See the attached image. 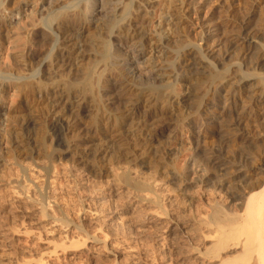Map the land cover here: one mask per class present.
<instances>
[{
    "label": "rangeland",
    "instance_id": "rangeland-1",
    "mask_svg": "<svg viewBox=\"0 0 264 264\" xmlns=\"http://www.w3.org/2000/svg\"><path fill=\"white\" fill-rule=\"evenodd\" d=\"M0 1L9 8V11L23 7L29 11L32 10L31 14L28 15V12L25 15L22 14L19 20L12 22L9 26L6 25L9 24V16L5 22L1 21L0 69L12 66L20 53L27 52L26 54L38 56L46 52L52 42L48 38L44 40L39 38L40 30L36 29L37 25L39 21L45 19L48 11L52 12L54 9L61 8L65 2L51 0L53 3L51 8L44 3L45 1L38 0ZM100 1H95L96 5L92 4L94 9L87 15L90 19V26L81 34L83 47L75 66L79 72L73 77L76 81H82L84 73L93 68L98 61V57L93 53L88 42L95 39L99 30H105L108 27L114 12L120 6V1L117 0ZM169 2L170 0H158L156 13L160 17L167 18L173 15V10L177 9L179 5L177 1H173L175 4H169ZM194 3H196L195 6L197 5L194 7L198 10L179 19L176 30L174 28L166 32L167 34L164 33L163 36L171 40L168 48L177 49L184 43L200 45L207 51L212 49L209 60L216 64L219 71L228 72L226 80L234 78L231 80L233 85L227 87V83L220 87L216 83L211 86V96L208 95L204 99L206 101L203 100L204 104L201 105L199 111L195 108L199 99H197L194 87L188 89L183 85H176L177 92L184 91L182 92L183 97L181 95L182 100H188L182 103V106L175 107L174 114L172 113L171 116L167 114V117H162L161 121L163 120L164 123L157 121L155 122L157 125L154 123L155 125L151 127L157 133L156 143L152 145L153 149L155 148L154 151H158L154 158L141 154L142 150L139 148L129 151V144L124 136L108 137L106 144L101 146L97 139L100 135L105 136L104 133L92 137L86 132L70 134L71 149L73 150L75 145L79 144L78 148H75L78 150L76 154L75 150L67 155H62L60 151L58 152L60 154L55 153L53 143L46 134L44 135L46 139L44 148L36 139L34 143H30V147L35 148L34 150L25 146L20 148L21 150H16L17 152L11 149L16 153L12 152L15 155L7 157L5 151L9 148L3 147L5 151L0 157V162L2 161L0 163V264H244L245 256L242 250L243 244L247 245V240L251 243L248 236L251 231L250 226L246 228L249 229L246 231L247 234L238 231L234 238L225 240L224 250L214 251L213 243L222 236V231H225L227 227L213 224L210 217L213 210L211 208L215 205L223 207L225 213L237 211L242 214L244 208H241L240 204H243L246 196L251 192L250 186L259 185L264 180V91H261L264 90V73L258 76H247L255 62L259 60L258 55L264 53V0H197ZM166 7H169L170 11ZM205 23L207 25L223 24V37L204 35L206 28L203 25ZM241 25L250 31L244 32L240 29ZM242 37H246V41ZM200 39H202L201 43ZM155 45L161 49L159 44ZM146 57L145 55L138 64H133V68L140 67L139 69L144 73L155 67L146 65ZM36 61L32 60L31 63L34 64ZM238 69L244 74L242 81L251 91L248 97L245 96V101L236 97L234 93L238 84L236 83L238 79H235L239 74ZM76 70L74 69V72ZM156 71L152 69L148 72V78L153 80L155 85H158L161 80L166 84V79L161 77V72ZM4 90L1 105L5 116L8 117L1 119L3 130L18 121L19 117L12 115V112L21 103L14 89L7 87ZM107 99H103L107 104L106 108H109L110 112H115L116 110L111 111V108L114 109L116 105L111 104L110 98ZM192 106H195L194 109ZM242 106H244L243 111ZM236 111L244 112L246 119L248 118L247 125L242 126V130H238L239 128L236 130L230 126L232 122H229V117L233 114L235 116ZM24 114L20 120H32L37 127L44 130L43 121L48 119L50 108L41 104L36 109L26 108ZM92 114L86 121L88 125L92 122L91 117L94 116L95 111ZM175 115L176 117H173ZM156 126L158 127L155 128ZM218 134L220 136L224 134V137ZM108 142H111L113 146H110L108 151L115 153L111 154L112 152L109 151L112 156L114 155V158L108 155L110 159L107 155L103 156L104 153H100L103 148L109 146ZM31 150L32 153H30ZM49 151L58 157L56 161H53L55 164L45 159L46 153L51 154ZM162 151L166 154L164 157ZM74 154L76 156H73ZM91 154H94L96 158L92 159ZM86 157L89 158L90 168L77 162L78 159ZM140 161L147 166L139 167ZM45 168H49L52 175L49 169ZM23 171L27 176L23 174ZM122 172L129 174L136 181H148L154 188L153 194L156 192L157 198H160L158 200L162 202L160 210L150 204L136 206L137 203L134 202L136 199L131 196L125 183L118 180ZM45 174L49 175L50 182ZM239 174H246L247 178L233 181L232 179ZM23 175L26 176V180H29L26 181L29 187L26 182L22 181ZM207 176L209 177L206 178ZM207 179L209 182L206 181ZM43 181L46 187L45 184L43 186ZM32 183H36L35 186ZM18 184L25 185L26 188H20V190ZM41 186L48 189H45L47 194L45 191L43 193L45 195L40 193L44 190ZM25 189L26 191H23ZM38 189H41L38 194L42 195V200H40L41 195L39 196L36 192ZM234 192L241 194V199H236ZM42 201L46 202L42 206H45L43 207L48 215L44 218L41 216L40 205L37 204ZM95 210L99 215L101 214V218L107 219L96 222L97 220L95 221L90 216ZM158 210L159 213L156 216ZM52 214L56 216L54 219L65 216L69 222V225L66 224L68 227L61 225L59 221L56 222L60 224L53 221V225L51 220L53 217H50ZM77 222L81 224L80 230L73 226ZM80 233H84L86 238Z\"/></svg>",
    "mask_w": 264,
    "mask_h": 264
},
{
    "label": "bare ground",
    "instance_id": "bare-ground-1",
    "mask_svg": "<svg viewBox=\"0 0 264 264\" xmlns=\"http://www.w3.org/2000/svg\"><path fill=\"white\" fill-rule=\"evenodd\" d=\"M38 1H45L44 3L48 4L50 7L53 5L51 0L49 1L38 0ZM53 1L56 2V0H53ZM62 1L65 2V5L62 6L61 8L52 10V12L48 11V15L45 17V19L39 21L37 28H36L40 30L38 33V36L40 39L44 40L48 38L51 40L52 42L51 47L47 49L46 52L38 56H35L34 54L33 55L26 54L27 52L25 54L20 53L17 56V58H15L16 61L13 62L12 66L0 69V133H1L0 134V157H2L1 153L5 151L3 147H7L6 149L9 148V150L5 151L7 157H12L13 153H16L23 146L33 149L32 147H30V143L33 141H36V139H38L37 141L41 144V146L43 145L42 148H44L46 146V145L44 146V143L46 140L44 136L45 134L49 136V139H51V142L53 143V147L55 148V153L56 152L58 153L60 151L62 152V155H67V154L72 153V151L75 150L76 147L78 148V145H79V144L75 145V148L72 150L70 142H69L70 140L69 135L70 134L72 135L73 132H77V134L79 132H86L87 134L91 135V137L94 135H99V133H102V134L104 133V135L107 137L100 135L98 139L96 138L97 141L100 142L101 146L104 145L105 142H107L108 137L112 138V136H115V135L122 136V137L124 136V138L126 137L125 139L129 144L128 145L129 151L139 148L142 150L141 154L149 158H154L156 157L157 152H158V151H154L155 148L153 149V146H154L153 144L156 143L155 137L157 136V133L153 131L151 127L156 124L155 122L157 121L160 122L161 118L166 116L167 114H170V116L172 113L174 114V109H176L175 107L182 106L183 105L182 103H186L185 101L188 100V99L186 100L184 99L185 101L182 100V97H183L182 92L184 91L181 92V90H179L177 92L175 90L176 85L180 84V85L185 86L188 89L190 87L191 88L194 87L196 91V96L198 97L197 99H199L198 100L199 102L197 104V107H195L196 105L192 107L193 109L195 107L198 111H199V108L202 107L201 105L204 104L203 100L206 99L208 95L212 93L211 86H214V84L216 83H218L220 87L227 83H228V86L226 85L227 87H229V85L230 86L233 85V83H231V80L234 78L226 80V73L228 72L221 71V70L219 71L216 64H214L213 62H211V60H209L210 58L209 54H211L210 52L212 51V49L211 50L209 49L207 51L206 48H203L200 45L198 46L189 45V44L186 45L184 43H182L184 45L182 44L180 46L178 45L179 48L177 49L170 48V47L168 48V43L170 44L171 40H169L170 39L169 37L165 38L163 36L164 33L171 31L174 28H175L174 30H176L177 28L176 26L179 24L178 23L179 19H182L188 13L197 11L198 9L195 8L197 5L195 6L196 3H194L197 0H170L169 4L174 3L173 1H177L179 5L178 7H176L177 9L172 11L173 15L170 14L171 16L167 18L160 17V15L156 13V8H157L156 4L158 0H117V1H120V4H119L120 6H118L119 9L116 12H114V14L115 13L116 14L115 15L113 14V17L111 18L108 27L105 30H99V32L96 34L95 39L88 42L91 50H93V53L96 55V57H98V61L96 62L94 67L92 66L93 68H91L92 70L90 69L91 71L87 70L85 72L86 74L84 73V78L82 79V81L81 80L76 81L73 79V77L79 72L77 71L78 69L76 70L75 66H76V61L79 58L78 55L81 51V48L83 47L81 44V34L85 32L86 29L90 26V23H89L90 19L89 17H87V15L92 9H94V6H92V4L95 3V1H100V0H69V1L62 0ZM100 2H104V0H101ZM59 4H60V1H59ZM94 5H96V3ZM166 8H168L167 10H169V7H166ZM31 11H29L25 7L17 8V9H14L13 11L11 9L9 11V8L3 5V3H1L0 1V23L1 21L5 22V20L7 19V16H9L10 17V19L8 20L9 24H6L7 26H9L10 24H12V22L19 20L22 14L25 15L28 12V15H29L32 13ZM175 16H177L178 18H176ZM203 26L204 28H206L205 31L203 32L204 35L206 34V36H209V37H219V38L223 37L222 36L224 32L223 24L218 23V24H213V25L212 24L207 25L205 23ZM240 29L243 30L244 32L250 31V29L244 27L243 25L240 26ZM245 38L246 37H242L243 40H245ZM201 41L202 39H200V43ZM203 41H205V39H203ZM153 43H154V46H152ZM155 44H159L161 46V49H159ZM239 44L240 46H242L241 43ZM246 48H247V45H246ZM145 55L147 56L146 57L147 60L145 59L146 65L151 66V67L155 66V67L150 68V70H147V72L143 73L139 69L140 67L133 68L132 65L138 64L139 61L142 60ZM257 58H259V60H257L258 62L257 61L255 62L253 69L250 70L247 76L263 75L264 73V53L258 55ZM32 60L33 61L37 60V61L33 64L31 63ZM255 60H256V57H255ZM155 68L158 69V71H156ZM74 69L76 70L75 72H74ZM152 69H154L156 72H161V77L166 79V84H164L163 81L159 78L161 81L159 80L160 81L159 84L157 83L158 85H155V83L152 82L153 80L151 81V79L148 78L149 76L148 72H150ZM238 70H239V74L235 78V79H238L236 81V83L238 84L234 90V93H236V97H238L241 100L244 99L245 101V96L248 97L251 94V91H250V88L247 87L242 81L244 79V74L241 72L240 69ZM112 81H114V83H112ZM7 87H11L12 89L16 91L18 97L21 100V103L18 106V108L12 112V115L19 117L18 121L15 122V124L12 125L11 127L9 128L7 127L8 129L6 128L5 130H3L1 127L2 126L1 119H4L5 117L7 118L8 116H5L4 108L1 105L2 104L1 101H2V96H3L2 92L5 91L4 89H6ZM261 91L263 92L264 90H261ZM184 96H185V93H184ZM106 98L108 99L110 98V100L112 101L111 104L114 106L116 105L115 108L117 109L111 108V111L116 110L115 112H110L108 110L109 108H106L107 104L105 101H103V99H106ZM41 104H45L47 107L50 108V115L48 119L47 120L44 119L43 121L44 130H41L39 127H37V125H35V123L32 122V120L30 121L25 120V119L20 120L21 118L24 117L25 115L24 112L26 108L36 109L38 106H41ZM243 109H244V106H242V111ZM94 111H95V114L94 116L91 117L92 122H90L89 124L90 126H89L86 121H88L87 120L88 117L90 118V115ZM242 111L240 112L236 111L237 113L235 114V116L233 114L232 117H229L230 118L229 122L230 123L232 122L230 126L233 127V129L237 130L239 128L238 130H242L241 129L242 126L247 125L246 120L248 118L246 119L245 113ZM192 114H193V111H192ZM173 117H176V115ZM161 122L164 123L163 120ZM157 127L158 126H156L155 128ZM227 129L229 131L231 130L229 128ZM220 134H218V136H220ZM222 136L224 137V134H222L220 137ZM144 141H146V143ZM111 142H108L109 146L101 150L100 153H104L103 156H106V155L108 156L114 153V151L112 152L111 150H109L112 152L110 154V152L108 151V149H110ZM11 149L13 151L14 150L15 151L17 150V151L13 152L11 151ZM92 150L94 149L92 148ZM77 151L78 150H75V154L77 153ZM30 153H32V150L30 151ZM50 153L52 155L47 154V153L45 154L46 156L45 159L55 164V162L53 161L55 159H58V157L55 156L53 152H50ZM75 154L73 156H76ZM34 155H37V154H34ZM164 155L166 154L163 152L162 156L164 157ZM85 156H87V154ZM91 156H93L91 157L92 159L96 158L94 154H91ZM113 156L111 155V157ZM116 156L117 155H115V157ZM126 156H123V157L125 158ZM77 162L80 165H83L84 167L90 168L89 166L90 161L88 157L84 159H78ZM138 165L139 167L143 166V168L147 166L142 161H140ZM20 171L22 172V170ZM41 171L43 172V170ZM44 172L46 173V171ZM25 173L23 171V174ZM49 173H50V169H49ZM94 174H96V172ZM118 175L120 177V174ZM121 175L122 176L118 180L123 181L122 183H125L126 187L130 191L131 196L134 199H136V201L134 202H136L137 205L136 203L134 205L138 206L139 204L140 205L150 204V205H153L154 207L159 208L160 210L162 206L160 204L162 202L160 203V201L158 200L160 198H157V195L155 194L156 192H154L153 194L152 190L154 188H152V185H150L148 181L147 182L146 181L142 182L140 180L136 181L134 180V178L132 179V177H130L129 174L128 175L125 173L123 174V172ZM26 176L23 175V178H22L23 179L22 181L24 183L26 181H29L28 179L26 180ZM47 176H48L47 178H49V175ZM208 177L209 176H207L206 178ZM245 178H247L246 174H239V176L235 177L232 180L233 181L243 180ZM32 179H35V178H32ZM44 181H45V177H44ZM206 181H208V179ZM49 182H50V178H49ZM27 184L28 182H26V185ZM44 184L45 182L43 183V186ZM20 186L21 185H19V189L26 188L25 185H23L24 187L23 186L20 187ZM43 186L41 187L44 189ZM28 187H29V184H28ZM45 187H46V184H45ZM45 189L40 193L43 194ZM249 190L251 192H249L248 196H246L247 198L245 197L246 198L245 201L242 200L243 204H240L241 202L239 203L241 205V208H244V210L242 209L243 210L242 214H240L237 211L235 213H225L223 210L224 208L223 207L221 208V206H218V205H215L213 208H211V210L212 209L213 210H212V215L210 219L213 222V224L217 226L221 225L223 227L225 226L227 227L225 231L224 230L222 231V236L219 237L213 243V249L214 251L224 250L225 240L234 238L236 234H238V231L241 233L247 234L246 231H249V229H246V228L247 226H250L251 231L248 236H249V240L251 243H248V240H247V243H246L247 245L243 244V250H242V254L245 256L244 264H264V180L261 181L259 185L254 184L252 187L250 186ZM23 191H26V189ZM38 191H41V189L40 190L38 189L36 191L37 194H38ZM234 194H235L236 199L237 198L241 199V196H242L241 194L239 195L238 193H235V192ZM76 195L79 196L77 192H76ZM40 197H41L40 200H42V195ZM44 198L46 199V197ZM37 200L38 199H36V201ZM43 202L44 201L37 203L38 205H40L39 209L41 212V216H43L42 218L48 216L44 209L45 206L44 205H43L44 207L42 206V204H46V202L45 203ZM49 204H51V202ZM49 204L47 205L48 207H50ZM48 207L46 209H48ZM132 207L134 208V206ZM159 210L156 216L158 215ZM50 211L52 212V210ZM95 211L90 216L95 221L97 220L96 222L99 223V221L107 219L104 217L101 218L100 216L101 214L99 215L98 212L97 211L95 212ZM80 213H83V212H80ZM53 215L54 214H52V216L50 215L51 218L53 217L51 219L53 225L54 223H58V224L61 223V225L64 226L69 223L66 220L65 216L61 218L59 217L58 219H54V217L56 216H53ZM156 216H153V217H156ZM48 219L50 218L48 217ZM56 221H59L60 223ZM103 224L105 225V223ZM103 224H99V225H103ZM68 225H66V227H68ZM80 225L81 224H78L77 222V224L75 223L73 226H76L80 230V227H81ZM79 230L78 232H80ZM80 234H83L82 236L85 237L84 233H80ZM79 236L80 235L78 234V237Z\"/></svg>",
    "mask_w": 264,
    "mask_h": 264
}]
</instances>
